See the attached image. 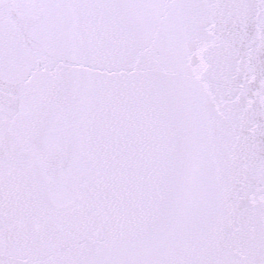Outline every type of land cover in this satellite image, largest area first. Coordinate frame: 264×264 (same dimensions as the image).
<instances>
[{
  "label": "snow or ice",
  "instance_id": "obj_1",
  "mask_svg": "<svg viewBox=\"0 0 264 264\" xmlns=\"http://www.w3.org/2000/svg\"><path fill=\"white\" fill-rule=\"evenodd\" d=\"M0 264H264V0H0Z\"/></svg>",
  "mask_w": 264,
  "mask_h": 264
}]
</instances>
